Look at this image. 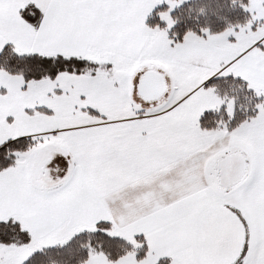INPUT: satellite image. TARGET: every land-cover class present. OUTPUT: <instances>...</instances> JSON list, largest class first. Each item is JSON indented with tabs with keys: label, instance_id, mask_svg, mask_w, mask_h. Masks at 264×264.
Segmentation results:
<instances>
[{
	"label": "crops",
	"instance_id": "1",
	"mask_svg": "<svg viewBox=\"0 0 264 264\" xmlns=\"http://www.w3.org/2000/svg\"><path fill=\"white\" fill-rule=\"evenodd\" d=\"M162 1L0 0V52L11 43L20 53L86 58L94 52L136 63L150 51L154 29L147 20ZM30 4L42 13L36 25L21 17ZM228 32L188 33L182 42L166 50L162 64L155 65L174 78L167 96L151 102L159 103L156 109L166 104L162 113L172 126L129 129L124 137L114 136L119 129H109L113 135L106 136L110 134L101 128L103 131L96 134V167L73 166L62 185L49 189L34 185L32 167L19 160L16 166L0 172V221L15 219L39 240L103 221L115 223L124 236L146 239L148 254L141 261L134 254L117 262L93 255L85 264H157L168 257L173 258V264H264V144L257 139L242 146L239 132L225 134L217 142L213 136L202 140L201 131L189 127L197 123V115H190L191 109L197 110L192 104L195 101L187 97L180 100L175 114L167 105L175 102L174 95L183 96L196 77L199 82L195 87L200 86V72L210 79L240 78L264 93V37L238 45L232 38L234 31L231 36ZM176 72L175 79L172 73ZM133 76L121 89L106 74L63 73L54 81L26 83L0 70V146L20 138L56 137L58 130L65 133L77 124L135 120L138 108L132 98ZM59 82L64 89L59 88ZM215 105L216 101L207 108ZM170 136H174L171 141ZM119 138L125 139L120 143ZM75 142L83 144L78 137L73 138V145ZM165 142L175 145L174 150L166 160H159L158 149L154 153L147 146L159 143L160 147ZM141 143L142 149H136ZM74 150L72 146L69 152L77 157L80 153L79 160L86 162L82 151ZM186 150L191 153L186 155ZM142 160L146 172L138 179L134 166ZM228 160L231 165L227 170L224 164ZM97 167L113 172L115 184L94 187ZM202 244L203 255L197 249Z\"/></svg>",
	"mask_w": 264,
	"mask_h": 264
},
{
	"label": "rangeland",
	"instance_id": "2",
	"mask_svg": "<svg viewBox=\"0 0 264 264\" xmlns=\"http://www.w3.org/2000/svg\"><path fill=\"white\" fill-rule=\"evenodd\" d=\"M190 0H163L162 4H165L167 7L162 14L160 15V18L163 22L167 24V28H162L160 26H155L153 37L151 39V46L150 51L146 52V56L139 60L138 62L134 63L131 62V64H128V62L123 63L122 61H118L115 56L108 55V54H96L94 52H89V56H87V59H90L93 62H96L100 64L101 69H99L97 75H105L108 79H111L112 82L119 83L118 88L121 89L125 88V81L129 80L132 75L133 77V89H132V98L134 105L138 108L137 109V118L131 122H113L116 120L111 119H105V125H102L101 123L95 124H77L76 126L69 127L66 132H62L61 130H58L57 136L51 135V137H40L36 138V145L34 147L30 148L26 153L18 154L19 163L27 164L32 167V174H31V181L34 185H37L40 188L43 189H49L54 186L62 185L68 178V174L71 172L73 166H80L82 168H89V167H96V157L99 150V145L97 144V136L99 130H105V133L110 134L106 136H112L113 131H108L109 129H119L118 134L117 131H115V135L117 137H124L125 132L129 129H136L141 130L145 128H152V129H160L164 126H167L170 124V118H166V116H163L162 110L167 109V106L161 105L162 107H158L156 109L155 107L159 106L155 103H144L141 99H139L138 96H136V89L134 90V85L136 79L142 75L141 72L143 70H154L158 71L160 74H162L168 85V92L171 91L173 80L171 79L170 72L169 74L162 68L155 66L156 64H162V62L165 60L166 56V50L170 48L172 44V40L169 38V30L174 25L173 19L171 17V13L177 10L178 8L182 7L183 4L189 2ZM246 11L251 15L252 19L250 22H248L245 25L242 26H236V27H230L226 31H231L227 33V36H231L234 31V35H232V38H236L238 41V45L242 44H248V40H254L259 39V37H264V0H249L247 6L245 7ZM207 32V31H204ZM252 32H257V34H252ZM191 35L193 32H189ZM238 34V35H237ZM252 34V35H251ZM198 35V34H197ZM236 36V37H235ZM262 43H264V38L262 40ZM261 49V48H260ZM94 54L98 55L99 57L95 56ZM90 56H95L90 57ZM85 58V57H84ZM113 65V67L110 66ZM150 65V66H149ZM141 67V68H140ZM136 71V72H135ZM101 73V74H100ZM201 75H205V73L200 72ZM119 74V75H118ZM89 75V74H88ZM174 75V76H173ZM200 75V86H197V83L199 81H196V79L191 83L189 86V90L186 91V87H184L186 92H183V96L178 93V95H174V103L169 102L167 105L171 106V109L169 112L172 114H175L177 111H179V101L187 97V100H194L195 102L192 103L196 109H191L190 115L195 116L197 115V123L192 122L191 126L193 128L196 126V131H201L202 140L213 136L215 139L214 142H217V140L222 137L225 134H231V133H237L239 132L242 135V141L240 142L242 146H245L246 143H255L257 142V139L259 140V143L261 145L264 144V103H255L254 109L256 110L255 114L248 120H246L242 125L235 130H229L228 124L226 122L219 123L215 128L211 129H202L199 126V119L202 117V115L205 112H225V114L229 117H233V113L235 111V100L234 99H228L226 97H221L218 92L214 88H204L207 81L210 80V78L206 76ZM93 76V75H91ZM96 76V75H95ZM122 78H121V77ZM172 76L176 77L178 76V72L172 73ZM124 78V79H123ZM212 79V78H211ZM93 80V79H92ZM171 80V81H170ZM180 79L178 78L177 81ZM127 82V81H126ZM197 82V83H196ZM60 83L61 89H64L62 86V82ZM203 83V84H202ZM127 84V83H126ZM177 85V84H176ZM191 91V92H190ZM136 92V93H135ZM167 92V94H168ZM167 96V95H166ZM181 96V97H180ZM180 97V98H178ZM178 98V99H177ZM216 101V105L213 107L207 108V106L213 102ZM207 108V109H206ZM195 110V111H194ZM169 113V114H171ZM168 125V126H169ZM243 126V127H242ZM100 127V128H99ZM160 127V128H157ZM102 128V129H101ZM102 130V131H103ZM206 132V133H204ZM100 137V135H98ZM238 136V135H237ZM81 138L83 140V144L73 145V138ZM154 137H157L154 135ZM171 137V136H170ZM192 137V134L190 135ZM120 143L125 138H119ZM174 136H172L169 141L173 140ZM70 140V142H68ZM191 140V139H190ZM189 141V140H186ZM234 142H238V139H236V136H234ZM246 142V143H244ZM244 143V144H243ZM159 147L158 144L151 143L147 146L148 149H151L154 153L155 149H158V152L156 153L158 155L159 160H166V156L170 155L173 152V147L175 145L166 143L165 145ZM74 146L75 150L80 149L82 153L85 155V161L83 162L79 160V158H82L80 153L77 154L72 153V151L69 152V150ZM143 143H141L140 147H136V149L140 148L142 149ZM112 149V148H108ZM74 150V151H75ZM191 152H188L186 150L185 154H189ZM77 160H74V158ZM107 158V155H106ZM241 163L243 159L237 158ZM137 164H135L134 169L137 172L138 179L144 177V173L146 172V166L145 161H136ZM95 163V164H94ZM17 164V163H16ZM82 166H81V165ZM106 165V164H105ZM231 162L228 160L224 164V167L228 170L230 168ZM16 166V165H15ZM98 179L92 180V184L94 187L104 186V185H114L115 182L113 180V177L111 176L113 172L107 171L106 168L103 167V169L98 168ZM97 178V176H95ZM204 216L202 217V219ZM113 223V222H112ZM116 227V231L112 232L115 235H120L128 240H130L131 244L135 246L139 251L141 248V244L138 242H135V237H127L119 232L118 226L114 223ZM78 230V231H77ZM75 231H69V232H58L56 236L55 234L50 235V237L46 239H37L34 237V235L31 234L32 242L27 247H8L3 246L0 244V264H23L25 261L32 256L34 253L38 251H42L43 249L49 248V247H59L62 245H65L72 233H79L81 231L86 230L85 228H80ZM139 236V235H138ZM137 237V236H136ZM148 247V245H147ZM203 255V251L205 249V246L202 244L201 247H198ZM137 256L136 252L130 253ZM129 254V255H130ZM128 256V255H127ZM169 258V257H168ZM205 258V256H204ZM137 259V258H136ZM171 260L170 264H173V258H169ZM176 261L177 258L175 257ZM237 260H240V258H237ZM177 264H183L182 262H178ZM203 264H210L208 261Z\"/></svg>",
	"mask_w": 264,
	"mask_h": 264
},
{
	"label": "trees",
	"instance_id": "3",
	"mask_svg": "<svg viewBox=\"0 0 264 264\" xmlns=\"http://www.w3.org/2000/svg\"><path fill=\"white\" fill-rule=\"evenodd\" d=\"M249 0H190L171 13L174 25L169 30L172 44L182 42L189 32L204 34H220L230 27L242 26L251 21L246 11ZM166 5L156 8L148 18L150 28L160 26L167 28L160 15ZM21 17L29 24L36 25L42 20V13L35 5H28L21 11ZM100 64L83 57H66L61 55L46 56L34 53H20L11 43H7L0 52V70L10 76H19L26 83L44 79L54 81L60 74L67 73L77 76L97 75ZM204 88H214L221 97L235 100L233 117L225 112H205L199 119L202 129L215 128L219 123L226 122L229 130H235L255 114L254 104L264 103V93L256 92L240 78L215 77L207 81ZM48 114L50 111L41 110ZM93 116H99L94 110H88ZM36 145L33 138L11 140L0 146V172L14 167L18 154L26 153ZM235 162H233L236 172ZM232 166V168H233ZM239 169V168H238ZM114 223L103 221L79 233H72L65 245L49 247L30 256L23 264H85L93 255H103L110 262H117L130 253L136 252L137 260H143L148 254L144 236L135 237L141 244L138 249L130 240L115 235ZM32 242L31 234L15 219L0 221V244L8 247H27ZM169 258L157 264H170Z\"/></svg>",
	"mask_w": 264,
	"mask_h": 264
},
{
	"label": "water",
	"instance_id": "4",
	"mask_svg": "<svg viewBox=\"0 0 264 264\" xmlns=\"http://www.w3.org/2000/svg\"><path fill=\"white\" fill-rule=\"evenodd\" d=\"M167 91L168 85L165 77L154 70L144 72L136 86L138 97L150 103L163 99Z\"/></svg>",
	"mask_w": 264,
	"mask_h": 264
}]
</instances>
